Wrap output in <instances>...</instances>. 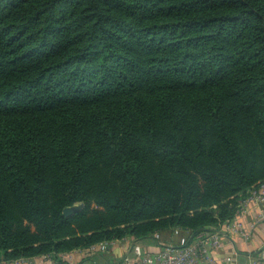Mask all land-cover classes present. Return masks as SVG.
<instances>
[{"label":"trees","instance_id":"1","mask_svg":"<svg viewBox=\"0 0 264 264\" xmlns=\"http://www.w3.org/2000/svg\"><path fill=\"white\" fill-rule=\"evenodd\" d=\"M264 182V0H0V261L218 227Z\"/></svg>","mask_w":264,"mask_h":264},{"label":"built area","instance_id":"2","mask_svg":"<svg viewBox=\"0 0 264 264\" xmlns=\"http://www.w3.org/2000/svg\"><path fill=\"white\" fill-rule=\"evenodd\" d=\"M249 203H264V182L250 190L240 201V211L231 220L218 227H207L198 232L174 227L170 229L169 240H159L158 245L144 249L135 244L133 251L130 247L123 257V264H217L219 255L224 253L227 245L234 243L235 234L248 237L241 216ZM155 235L160 237L158 231ZM111 242L100 241L88 248L91 251L104 250ZM22 260L23 258L1 260L0 264H21ZM248 264H264V245L260 255Z\"/></svg>","mask_w":264,"mask_h":264},{"label":"crops","instance_id":"3","mask_svg":"<svg viewBox=\"0 0 264 264\" xmlns=\"http://www.w3.org/2000/svg\"><path fill=\"white\" fill-rule=\"evenodd\" d=\"M245 207L241 219L248 237L235 234L234 243L227 245L224 253L219 255L217 264H248L261 253L264 245V203H249ZM158 232V238L155 232L141 238L125 236L113 240L104 250L91 251L87 247L60 253L58 258L50 255L25 257L21 264H123L125 253L130 247L133 251V245L137 244L144 249L158 245L159 240L170 239V230Z\"/></svg>","mask_w":264,"mask_h":264}]
</instances>
